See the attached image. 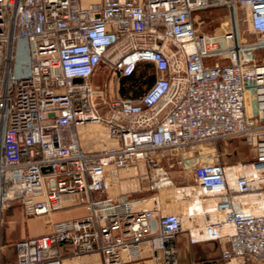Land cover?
Segmentation results:
<instances>
[{"label":"built area","instance_id":"1","mask_svg":"<svg viewBox=\"0 0 264 264\" xmlns=\"http://www.w3.org/2000/svg\"><path fill=\"white\" fill-rule=\"evenodd\" d=\"M217 6L228 7L235 24L200 32L197 12ZM263 57L264 0H0V227L11 202L27 218L87 210L16 241L17 262L0 264L89 254L124 264V253L143 259L144 246L157 261L179 264L180 214L158 200L144 208L105 196L109 177L117 183L119 171L142 163L153 187L172 186L175 166L196 177L188 196L211 199L215 218L191 229V238L227 240L223 264L264 259V200L246 207L226 167L202 147L241 138L254 153L250 166L263 167L251 176L264 171ZM143 65L154 81L141 96L112 94L113 83ZM90 123L104 126L112 144L85 149L78 130Z\"/></svg>","mask_w":264,"mask_h":264},{"label":"crops","instance_id":"2","mask_svg":"<svg viewBox=\"0 0 264 264\" xmlns=\"http://www.w3.org/2000/svg\"><path fill=\"white\" fill-rule=\"evenodd\" d=\"M82 1L84 3H92L100 0ZM78 131H89L88 133H92V130H88L87 128H80ZM92 136L96 137L95 135H91V138ZM91 138L86 142L92 141ZM85 146L83 145L86 149ZM212 149L213 152H208V150ZM216 151L217 147L212 146L211 144L205 148L208 160L211 158V161L217 157ZM235 169H237L236 166L226 167L225 171L229 183H231L230 181L234 179L233 171ZM133 170L134 171L130 172L125 170L119 171L117 183L112 180V177H109V188L107 189L105 196L133 201L136 205L141 204L140 202L133 200L131 198V194L141 195V197H143L144 194L150 195L149 192L151 191L148 190L147 182H145L147 178L144 177L149 174V169L145 163H142L139 168H134ZM171 171L176 176L175 181L182 184L181 187L177 188L174 193L176 200H170L172 203L169 204V208L180 214L183 221V230L179 233L175 241L179 264H223L222 252L228 246L227 240L194 241L190 234L191 229H194L215 218V212L210 210L213 205L211 199H193L192 196H188L191 188H198L196 177L193 174L183 171L179 166H175ZM182 188L184 189V192L180 191ZM183 193L187 194V196ZM154 196H158V194H155ZM14 204H18L21 207L18 202H11L8 208L11 209ZM60 211L65 213L56 216L54 214L56 212H54L49 215L27 218L25 221L18 219L14 213L8 214L6 221L9 225L11 224L12 227H5L2 234V241H0L1 262H17L16 249L14 246L16 241L28 237L47 234L53 230L54 224L65 220L81 218L87 214L86 208L82 206H72ZM28 222H33L31 231L30 227H28ZM21 225H25L22 230L19 228ZM123 255L125 260L124 264H164L151 256V254L147 251V246H144L143 259L130 261L127 259L126 253ZM60 264H103V258L100 254H89L82 257L66 255L61 258ZM249 264H264V259H253Z\"/></svg>","mask_w":264,"mask_h":264},{"label":"rangeland","instance_id":"3","mask_svg":"<svg viewBox=\"0 0 264 264\" xmlns=\"http://www.w3.org/2000/svg\"><path fill=\"white\" fill-rule=\"evenodd\" d=\"M236 17L238 20V25L241 30V33L244 37V39L248 42H251L256 39V37L249 33V27L248 22L246 20V13L240 9L236 12ZM197 26L199 28L200 32H206V33H222L224 31L230 30L232 26L235 24L234 22V14L231 12V10L226 6H217L208 8L205 10H201L197 12ZM264 62V57H263ZM109 74L106 72L103 74L101 82L108 80ZM120 84H114L112 85V88H114L113 95L115 96H121L120 94ZM81 128H87L88 130H92V133H88L80 131V136L82 139L83 145L85 146L87 150H98L102 147V144L106 143L107 145L112 144V140L108 139L106 136V130L104 126L96 124V123H90L84 127ZM91 135H95L96 137ZM92 141L86 142L88 139ZM209 144H204L202 147L206 148ZM212 146L217 147L215 161L220 162L225 167H231V165L236 166L237 169H235L234 172V179H232L230 182V186L232 190L235 192L236 195H239V200H245L246 201V207L247 204L253 205L254 203L261 202L264 200V171L256 172L254 176H251V174L255 170H261L263 167H250L252 163H254V153L251 150V148L246 144V142L241 138H226V139H219L213 144ZM213 152L212 150H208V152ZM210 152V153H211ZM211 158H209L210 160ZM212 161V160H211ZM134 171V170H131ZM246 172L248 175H250L248 178L243 177V173ZM261 172V173H260ZM146 177V176H144ZM175 175L172 172L171 173V179L173 181L172 186L168 187H153L152 183V176L148 174L147 179L145 182H147V188L151 192L149 194H144L143 197L141 195L137 194H131V198L135 201L140 202L141 204H138V207H144V208H154L155 202L158 200L160 202V207L163 211L166 213H176L171 208H169V204L172 202L170 200H176L174 193L177 188H180L182 184L175 181ZM232 178V177H231ZM155 194H158V196H154ZM149 195V196H148ZM153 195V196H151ZM180 197V196H179ZM10 213L16 214V217L18 219H22V221L27 220V217L24 216L21 207L18 204H14L11 209L7 208L4 213L2 214V222L0 227V241H2V234L5 229V227L9 228L12 227V225L8 224L6 221L7 215ZM65 212H56L54 213L56 216L62 215ZM178 214V213H177ZM28 227H33V222H28ZM8 225V226H7ZM25 225H21L19 228L22 230ZM6 228V229H7Z\"/></svg>","mask_w":264,"mask_h":264},{"label":"trees","instance_id":"4","mask_svg":"<svg viewBox=\"0 0 264 264\" xmlns=\"http://www.w3.org/2000/svg\"><path fill=\"white\" fill-rule=\"evenodd\" d=\"M153 81L154 72L151 66L143 65L133 76L121 79L120 95L122 97H139Z\"/></svg>","mask_w":264,"mask_h":264},{"label":"bare ground","instance_id":"5","mask_svg":"<svg viewBox=\"0 0 264 264\" xmlns=\"http://www.w3.org/2000/svg\"><path fill=\"white\" fill-rule=\"evenodd\" d=\"M251 151V150H250ZM251 167V166H250ZM255 172V171H254ZM264 202V201H263Z\"/></svg>","mask_w":264,"mask_h":264}]
</instances>
